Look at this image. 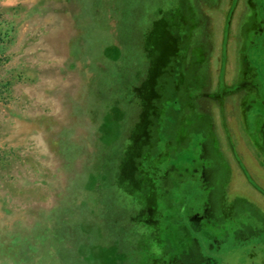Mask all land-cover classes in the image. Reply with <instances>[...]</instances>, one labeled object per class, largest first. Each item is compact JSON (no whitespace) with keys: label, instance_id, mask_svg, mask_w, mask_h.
Returning a JSON list of instances; mask_svg holds the SVG:
<instances>
[{"label":"rangeland","instance_id":"1","mask_svg":"<svg viewBox=\"0 0 264 264\" xmlns=\"http://www.w3.org/2000/svg\"><path fill=\"white\" fill-rule=\"evenodd\" d=\"M263 132L264 0H0V264H80L65 204L99 229V264H150L178 244L180 203L206 200L202 165L259 182Z\"/></svg>","mask_w":264,"mask_h":264},{"label":"flooded vegetation","instance_id":"2","mask_svg":"<svg viewBox=\"0 0 264 264\" xmlns=\"http://www.w3.org/2000/svg\"><path fill=\"white\" fill-rule=\"evenodd\" d=\"M177 52L178 49L176 48L175 56ZM244 75L243 79L240 80L242 83H246ZM250 89V87L247 88L246 86V88H241L240 90L242 91V102L244 100L243 106L246 104L245 97L251 91ZM253 91H256V89L254 88ZM242 112L244 114L245 109L242 108ZM212 137L213 135L210 137L211 140L207 138V150L212 153L213 161L224 165L226 160L222 158L221 153H217L214 145H212ZM256 139L253 141V146L259 152H256V155L251 153V156L257 159L264 171V132L259 136V143L258 137ZM166 140L168 141L165 143L171 146L173 137ZM174 141L179 142V138L175 137ZM184 141L189 144L191 140L188 137ZM192 143L196 144L195 141ZM231 143L233 146V142ZM155 146L157 147V144ZM231 154H238L237 149L236 153L233 152ZM234 155L230 159L233 162H235ZM194 160L192 159V161ZM148 165L150 166V164ZM201 167V176L205 182L206 200L201 202L199 208L196 209L194 206L184 204V202L183 204L180 203L181 210L185 213L183 216L186 219L182 218L184 229L178 239L177 246L175 248L172 246L167 247L166 250H163L162 256H157L155 252L149 251L147 255L149 263L160 264L164 262V259L166 262L168 259L167 264H222L218 254L224 257L239 254L243 263L257 261L259 256V260L264 264V247L259 243L264 244V175L259 179V182H254V189L246 187L244 184L243 186H240L241 184H233L227 189V186L221 185L225 176H222V179L218 181L216 179V171H214V177L209 182V167L206 168L203 165ZM193 171L195 172L196 170ZM232 176L233 174L230 172L229 178L231 180L233 179ZM240 189H243L247 194L244 192L239 193ZM153 192L154 194L152 195ZM250 192H252V195H249ZM150 193L152 196L150 211L151 213L155 211L158 213L155 220L150 218L144 224L147 225L148 235L150 233L149 236H155L158 230L164 229L165 225L161 223L162 214L159 212V196L161 192L159 193L151 188ZM135 219L133 218L132 221L139 223ZM144 220L146 219L144 218ZM255 245H259L260 249L255 248ZM208 250H211L213 254L209 255Z\"/></svg>","mask_w":264,"mask_h":264},{"label":"trees","instance_id":"3","mask_svg":"<svg viewBox=\"0 0 264 264\" xmlns=\"http://www.w3.org/2000/svg\"><path fill=\"white\" fill-rule=\"evenodd\" d=\"M63 207H66L68 210V218L70 219L67 221V225L71 226V230L74 231V241L73 245L76 246L77 252L80 254V264H99V259H101L102 254V248L103 246L100 245L101 243H89L86 240L85 236H87V233H90L92 231L94 233L95 238H99L98 228L96 230L95 222L94 221H86L84 216H81V221H75L78 215V209L73 207L72 204H65ZM77 216V217H75ZM72 217V218H71ZM78 219V218H77ZM73 222V223H71ZM101 253V254H100ZM99 254V258H98Z\"/></svg>","mask_w":264,"mask_h":264}]
</instances>
